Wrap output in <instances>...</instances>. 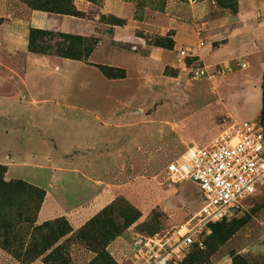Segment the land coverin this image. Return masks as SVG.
<instances>
[{"label": "rangeland", "instance_id": "374dc122", "mask_svg": "<svg viewBox=\"0 0 264 264\" xmlns=\"http://www.w3.org/2000/svg\"><path fill=\"white\" fill-rule=\"evenodd\" d=\"M71 6L77 15L0 0V165L7 182L45 193L18 187L0 205V264H88L105 247L96 241L110 235L106 264H134L109 245L167 233L201 209L198 185L172 184L165 169L190 146L205 145L212 113L224 111L217 134L237 121H260L258 54L224 48L210 60L226 61L216 68L233 65L232 71L196 75L205 67V0H72ZM193 21L198 37H191L188 53L156 45L161 37L175 43L176 22ZM32 27L93 40L81 59L33 53ZM25 50L31 54L22 60ZM245 61L251 65L238 66ZM101 65L112 67L110 74L125 68L127 77L110 78ZM121 137L125 142L113 149ZM105 142L110 153L103 155L122 164L100 167L93 178L97 167L77 165L75 155L89 160L85 147ZM99 195H107L105 205L78 225L77 209ZM47 199L61 213L44 220L39 213ZM245 202L244 211L209 226L205 247L175 264H264V187Z\"/></svg>", "mask_w": 264, "mask_h": 264}, {"label": "built area", "instance_id": "2783aa9c", "mask_svg": "<svg viewBox=\"0 0 264 264\" xmlns=\"http://www.w3.org/2000/svg\"><path fill=\"white\" fill-rule=\"evenodd\" d=\"M247 67V63L238 66ZM233 65L197 69V76L224 75ZM166 179L172 184L190 180L202 194L201 209L164 234H135L128 257L134 264H175L192 246L205 247L212 223L244 211L248 198L264 187V127L261 121H237L207 145L189 147L168 163Z\"/></svg>", "mask_w": 264, "mask_h": 264}, {"label": "crops", "instance_id": "0c3cea01", "mask_svg": "<svg viewBox=\"0 0 264 264\" xmlns=\"http://www.w3.org/2000/svg\"><path fill=\"white\" fill-rule=\"evenodd\" d=\"M197 1V0H195ZM250 1V2H249ZM245 2H248L249 5H246ZM237 11L233 12L229 8L219 6L215 0H205V54L203 52V57L205 56V67L209 70L214 71V69L219 65V63H223L226 61H217V60H210V56L213 53H217L218 51L224 50V48H232L235 51L242 52L241 56H249V55H256L258 54L257 65L260 66L258 72L262 73V81H263V74H264V0H237L236 1ZM199 18V17H198ZM200 19V18H199ZM197 20V19H195ZM197 21H193V24H186L180 25L177 24L173 26V30L175 31L174 40L175 45L174 49L171 51H177L178 47L185 48L184 52L188 53L186 49H189L193 44V39L191 37H198V30L199 27ZM33 26H40L39 24H33ZM186 27V28H185ZM190 29V30H189ZM192 30V31H191ZM187 31H191L189 33ZM263 46L261 50H257L259 46ZM10 50V48H9ZM12 51V50H11ZM21 59L27 58L31 53L27 50L21 52ZM28 54V55H27ZM23 56V57H22ZM235 59V58H234ZM234 59L227 60L228 62L233 61ZM247 63V67L251 64ZM18 69H21L18 67ZM127 71V70H126ZM26 71L24 74H26ZM128 74V72H127ZM127 77V76H126ZM224 111H217L212 113L211 122L205 125V145H207L215 136H217L220 124L218 123V118L221 113ZM209 119V117H207ZM123 129V127H121ZM224 129L221 130V132ZM208 134V135H207ZM53 139L57 140V138L53 135ZM125 137H121L117 139V142H114L115 146L113 149H117L121 147V145L125 142ZM38 142V139H36ZM57 142V141H56ZM58 143V142H57ZM133 143L139 146L140 143L133 141ZM97 143H93L88 147H85L87 150L90 151V157L88 161H83L80 158V161L76 158L77 165H89L90 167H97V175L93 178L98 177V173L101 170L100 167L108 166V165H120L121 162H113L109 157L103 155L105 153H110L108 142H105L104 146H98ZM198 146V145H196ZM192 147V146H190ZM200 147V146H198ZM57 148H61L58 146ZM84 148V149H85ZM105 148V151L103 149ZM136 147L134 148L133 152H138L139 149ZM21 162L27 163L26 159H21ZM39 163V162H37ZM28 164V163H27ZM98 181V180H97ZM107 195H99L91 201V204L81 206L75 212L76 214V223L84 224L85 220L89 217L90 214L99 211L106 202ZM53 206L55 208H53ZM58 206V208H57ZM53 209H56L53 211ZM61 213L60 205L56 201H52L47 199L39 213V217L43 218L44 220L55 217L56 214ZM74 214V213H73ZM190 217V216H189ZM134 236V235H133ZM126 241L124 244L122 241H114L112 242L108 250L114 254L115 256L122 257L125 253H130L131 250V241ZM129 258V257H128Z\"/></svg>", "mask_w": 264, "mask_h": 264}, {"label": "trees", "instance_id": "16d2710c", "mask_svg": "<svg viewBox=\"0 0 264 264\" xmlns=\"http://www.w3.org/2000/svg\"><path fill=\"white\" fill-rule=\"evenodd\" d=\"M215 1L218 4L222 5L223 7L229 8L233 12L237 11V6H236L237 0H215ZM27 2H29V4L32 5L35 9H44L47 12H58L67 15H77L75 9H72L71 6L72 0H27ZM118 22L120 23L121 21ZM53 40L55 41L53 42ZM91 40L93 39L83 37L82 35H75L72 33H64L59 31H52L49 29L32 27L29 35L28 49L29 51L38 54L54 53L56 55L66 58L81 59L83 56L82 50L89 45ZM156 45L167 49H173L175 43L172 40L170 42H166L165 39L161 37L159 38V40L156 41ZM111 68L112 67H108L106 65L100 66L102 73L110 78H125L127 76V71L125 68H117L116 73L110 74L108 70ZM259 118L264 127V74L262 81V109ZM2 168L3 166L0 165V205H2L6 197L7 196L9 197L10 194L14 192L18 187L25 190H29L30 193H34L36 195H40V194L45 195V193H43V191H41V189L39 188H35L33 186H28L18 182H7L5 180L4 171ZM63 223L68 225V223L65 221H63ZM92 223L94 225V221ZM67 231L68 232L72 231V228L69 225ZM113 236L114 235L105 236V237L103 236L101 238L102 242H98V241L96 242L97 244L104 245L106 247L108 243L113 239ZM54 244L55 243L53 242L47 245L46 248H50ZM105 247L104 249L102 248V250L99 251L97 257L92 261H90L88 264H106L107 262H109V259L111 260V257L105 250ZM197 248H198L197 245H193L191 252ZM60 250L61 248L58 247L54 252L55 253L54 257H58L59 260L61 258V256H59Z\"/></svg>", "mask_w": 264, "mask_h": 264}]
</instances>
